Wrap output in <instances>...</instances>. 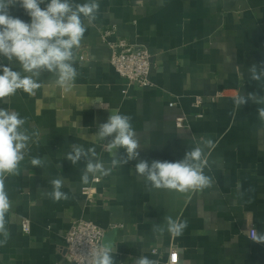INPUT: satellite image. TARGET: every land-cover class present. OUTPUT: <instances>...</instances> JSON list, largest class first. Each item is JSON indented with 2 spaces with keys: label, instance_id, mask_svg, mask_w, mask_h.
I'll use <instances>...</instances> for the list:
<instances>
[{
  "label": "crops",
  "instance_id": "obj_1",
  "mask_svg": "<svg viewBox=\"0 0 264 264\" xmlns=\"http://www.w3.org/2000/svg\"><path fill=\"white\" fill-rule=\"evenodd\" d=\"M98 3L97 19L76 50L73 92L62 94L52 86L54 77L44 73L35 95L18 91L0 101V107L26 118L30 135L38 134L29 141L19 174L5 179L12 208L5 217L10 238L0 246V264H72L64 256L65 235L80 219L105 230L103 242L116 248V264H135L141 256L166 264L172 248L179 264H264V244L251 239L253 230L264 232V121L257 112L264 105L234 104L237 92L264 95L248 71L264 62V0ZM10 14L30 22L18 4ZM106 30L113 31L108 41L124 39L149 50L150 85L131 84L114 69ZM0 62L9 63L3 57ZM198 97L202 102L196 105ZM112 110L132 117L139 157L98 176L99 182L90 178L83 184L85 161L73 165L67 153L73 144L94 148L110 166L107 141L95 133ZM179 116L185 117L182 127L176 125ZM201 138L215 143L205 168L213 186L188 194L190 201L175 191L150 190L136 175L140 160H180ZM34 157L44 161L42 167L32 166ZM54 178L65 181L61 191L68 199L54 201L45 194ZM167 216L187 221L179 236L167 231ZM25 219L31 222L28 234ZM154 226L164 231L155 232Z\"/></svg>",
  "mask_w": 264,
  "mask_h": 264
},
{
  "label": "clouds",
  "instance_id": "obj_2",
  "mask_svg": "<svg viewBox=\"0 0 264 264\" xmlns=\"http://www.w3.org/2000/svg\"><path fill=\"white\" fill-rule=\"evenodd\" d=\"M17 4L30 17V22L10 14V8ZM99 9L98 0H86L84 3H76L75 0H0V57L9 62H0V101L16 95L18 91L35 95L43 87L39 78L44 73L54 77L51 82L54 88L64 95L71 94L78 76L74 66L76 50L81 46L87 26L97 19ZM14 64L19 65L22 71L15 70ZM248 71L250 79L264 87V62L259 66L255 63L250 65ZM248 101L264 105V95L248 93L242 96L237 92L234 96L237 109ZM257 112L264 121V107L257 108ZM25 124L26 118H22L17 111L0 107V246L6 245L10 238L5 217L12 208V202L5 190V179L19 174L29 141L33 135H38H30ZM95 135L99 140L107 141L106 149L112 154L110 166L106 167L99 160L94 148L85 149L83 145L73 144L66 156L73 165L82 159L85 161L81 175L83 184L139 157L140 142L130 115L112 110L107 120L99 124ZM214 147L211 139L201 138L180 160H153L151 164L140 160L135 165L136 175L144 178L150 190L175 191L185 194L186 200L190 201L191 195L188 194L213 186V178L205 174V168L209 167V155ZM119 149L124 150V155L117 154ZM31 164L42 167L44 161L34 157ZM50 183L52 191L46 195L54 201L68 199L67 194L61 191L65 183L63 179L54 178ZM165 219L167 231L174 236H179L187 227L186 220L171 216ZM153 230L164 231L159 226H154ZM251 239L254 243L264 244V232L253 230ZM114 253L116 248L111 241L105 240L92 253L90 264H116ZM135 264L158 262L141 256Z\"/></svg>",
  "mask_w": 264,
  "mask_h": 264
},
{
  "label": "built area",
  "instance_id": "obj_3",
  "mask_svg": "<svg viewBox=\"0 0 264 264\" xmlns=\"http://www.w3.org/2000/svg\"><path fill=\"white\" fill-rule=\"evenodd\" d=\"M112 33V30H106L103 33V39L107 41L111 49V65L129 83L140 87L150 85L151 54L149 50L144 46L134 45L124 39L108 41V37ZM201 102V97H198L196 105ZM170 105L174 106L175 103L171 102ZM184 123L185 117H177L176 125L178 127H182ZM99 181V178L94 179V182ZM90 190V186L83 188L86 195L90 193ZM22 227L25 233H30V220L25 219ZM104 234L105 230L93 221L85 219L74 221L65 235L64 256L66 260L72 264H90L92 253L103 243ZM153 253H157V249H153ZM166 264H179L177 248H172Z\"/></svg>",
  "mask_w": 264,
  "mask_h": 264
}]
</instances>
